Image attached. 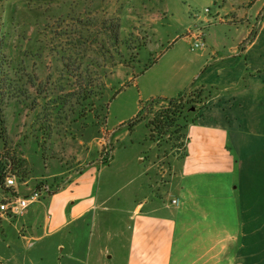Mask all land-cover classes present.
I'll list each match as a JSON object with an SVG mask.
<instances>
[{"label": "rangeland", "instance_id": "rangeland-1", "mask_svg": "<svg viewBox=\"0 0 264 264\" xmlns=\"http://www.w3.org/2000/svg\"><path fill=\"white\" fill-rule=\"evenodd\" d=\"M1 36L25 95L5 107L0 152L22 160L19 178L28 186L45 180L51 189L86 162L105 164L108 156V164L114 154L98 177L100 189L116 193L106 204L125 207L105 216L116 231L105 242L114 257L123 251L131 203L165 202L173 193L185 142L183 118L171 133L153 138L143 123L129 130L141 106L202 85L235 93L212 103L246 99L251 113L264 104V0H0ZM88 80L97 95L80 101L78 82ZM200 106L189 100L183 115L190 120ZM34 212L30 223L42 208ZM16 228L0 223V240L25 235Z\"/></svg>", "mask_w": 264, "mask_h": 264}, {"label": "crops", "instance_id": "crops-1", "mask_svg": "<svg viewBox=\"0 0 264 264\" xmlns=\"http://www.w3.org/2000/svg\"><path fill=\"white\" fill-rule=\"evenodd\" d=\"M208 90L200 116L185 129L173 193L165 202L131 203L120 255L107 252L116 231L105 216L125 207L108 206L116 193L98 185L113 154L108 164L88 161L69 173L21 219L0 218L1 227L17 232L20 224L25 234H2L0 264H264V104L251 113L246 99L212 103L229 101L235 93L224 95L226 88Z\"/></svg>", "mask_w": 264, "mask_h": 264}, {"label": "trees", "instance_id": "trees-1", "mask_svg": "<svg viewBox=\"0 0 264 264\" xmlns=\"http://www.w3.org/2000/svg\"><path fill=\"white\" fill-rule=\"evenodd\" d=\"M117 24L111 23L110 27V35L113 36V41H118V29L114 28ZM97 36V33L94 34ZM245 40L239 45V47H243ZM6 43L3 39V36L0 38V137L3 138L4 131H5V107L11 102V100L25 95V91L22 86L18 85L20 77L15 68L11 67V60L9 59L8 54L5 51ZM65 62L64 67L68 69V65ZM79 68V67H78ZM77 68V69H78ZM75 77H81L82 74L77 72ZM89 81V80H88ZM79 83V90L74 96H77L80 101H86L94 96L97 95L96 86H92L90 83ZM20 86V88H19ZM125 84L123 85V87ZM22 89V90H21ZM204 86H200L199 88H195L194 90L190 91L189 93L179 94L177 97L174 98H167V97H154L147 100L139 109L137 114L128 122L127 128L132 130L135 125L139 123H143L145 128L149 132V136L153 138L155 135L161 136L171 133L173 127L178 126L177 121L181 118L184 119L185 123L182 125L184 129V138L186 137L185 129L188 123L194 122L200 115L199 111L203 108V105L207 101V99L211 95V91H206ZM115 93L111 96L113 97ZM186 98H188L186 100ZM197 103L201 106L199 107V111L196 112L195 116L192 117L190 120L183 115V110L187 103ZM161 104V106L154 110L153 107ZM107 110V105L104 108ZM147 115V118H146ZM104 120L106 119V115L103 116ZM184 148V145H183ZM108 156H104L103 163L108 162ZM22 160L20 158H16L10 156L6 153L0 152V183L3 181V171L6 166L10 165L12 171L16 173L18 177L23 176L25 170L22 165ZM50 185V184H49ZM60 186V185H59ZM57 186L54 189H51L47 196L58 189Z\"/></svg>", "mask_w": 264, "mask_h": 264}, {"label": "built area", "instance_id": "built-area-1", "mask_svg": "<svg viewBox=\"0 0 264 264\" xmlns=\"http://www.w3.org/2000/svg\"><path fill=\"white\" fill-rule=\"evenodd\" d=\"M202 45V42L195 43L194 47ZM20 179L10 165L6 166L3 171V181L0 183V218L16 219L24 216L33 203L46 196L51 190L45 180L28 186L26 180Z\"/></svg>", "mask_w": 264, "mask_h": 264}]
</instances>
